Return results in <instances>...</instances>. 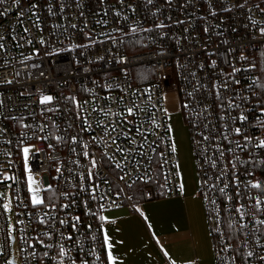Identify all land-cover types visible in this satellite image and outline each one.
I'll use <instances>...</instances> for the list:
<instances>
[{"label":"built area","instance_id":"built-area-1","mask_svg":"<svg viewBox=\"0 0 264 264\" xmlns=\"http://www.w3.org/2000/svg\"><path fill=\"white\" fill-rule=\"evenodd\" d=\"M260 55L264 0H0V264H109L105 212L182 194L169 94L217 264H264Z\"/></svg>","mask_w":264,"mask_h":264},{"label":"crops","instance_id":"crops-1","mask_svg":"<svg viewBox=\"0 0 264 264\" xmlns=\"http://www.w3.org/2000/svg\"><path fill=\"white\" fill-rule=\"evenodd\" d=\"M175 105L169 94L168 109ZM147 198L134 209L107 211L106 220L103 214L109 264H205L208 230L198 194L186 195L182 185L178 197Z\"/></svg>","mask_w":264,"mask_h":264},{"label":"rangeland","instance_id":"rangeland-1","mask_svg":"<svg viewBox=\"0 0 264 264\" xmlns=\"http://www.w3.org/2000/svg\"><path fill=\"white\" fill-rule=\"evenodd\" d=\"M135 75H136V81L138 83H142L143 82L142 78L151 75V72L139 69V70H135ZM168 110H169V121H170L171 133H172L173 140H174V148H175V152H176V155L178 157V162H179V169L181 173V182L183 185V192L186 195L196 192L199 196L200 175H199V171L197 168L196 158H195L194 149L192 145L190 128L186 122L184 114L179 109L178 105H175L174 108H171ZM22 157L24 160L25 168L27 170L28 187L34 189L35 192H40L42 190V187L39 181L36 179V176L32 172L31 167L29 165L30 151H27L26 153L24 150ZM148 185H149L148 183L139 182L133 188H131V191H134L136 193L139 191L142 192L146 190L145 194H147V191L150 188ZM137 200L138 199L136 197L133 198V203L135 204V207L140 202ZM142 200H145V199H142ZM146 200L151 201L150 198H147ZM203 210H204V215H205L206 222H207L206 224H207V230H208V245H209V247L207 245L208 253L206 254L207 259L205 261V264H217L216 258H215V249H214L212 236H211L209 226H208V220H207V215L205 213L204 204H203ZM107 213L108 212L104 213V220H106Z\"/></svg>","mask_w":264,"mask_h":264},{"label":"trees","instance_id":"trees-1","mask_svg":"<svg viewBox=\"0 0 264 264\" xmlns=\"http://www.w3.org/2000/svg\"><path fill=\"white\" fill-rule=\"evenodd\" d=\"M256 72L258 74L257 86L255 88L256 98L260 101L261 106L264 108V55H260L256 59ZM259 187L258 190L261 195L264 196V163L261 166L258 174ZM150 187L148 190L152 192L151 200L159 199L163 197V187L159 183L148 182ZM147 186V185H146ZM145 191L136 192L135 197L139 200L145 198Z\"/></svg>","mask_w":264,"mask_h":264},{"label":"snow or ice","instance_id":"snow-or-ice-1","mask_svg":"<svg viewBox=\"0 0 264 264\" xmlns=\"http://www.w3.org/2000/svg\"><path fill=\"white\" fill-rule=\"evenodd\" d=\"M45 100H49L51 99V97H45ZM25 152L27 153V149H25ZM33 202L34 203H41V201L39 199H37L35 196L33 197Z\"/></svg>","mask_w":264,"mask_h":264}]
</instances>
